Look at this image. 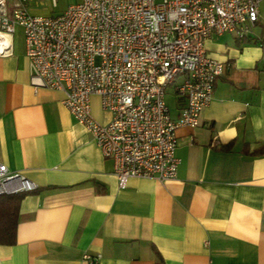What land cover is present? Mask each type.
Segmentation results:
<instances>
[{"label":"crops","instance_id":"0c3cea01","mask_svg":"<svg viewBox=\"0 0 264 264\" xmlns=\"http://www.w3.org/2000/svg\"><path fill=\"white\" fill-rule=\"evenodd\" d=\"M29 10L43 15L31 0ZM204 45L224 67L198 124L176 129V176L119 187L64 92L29 84L24 35L20 49L13 33L0 56V162L37 188L18 203L0 264H88L84 252L99 255L94 264H264V0L244 38L211 33ZM90 104L111 120L98 94Z\"/></svg>","mask_w":264,"mask_h":264},{"label":"built area","instance_id":"2783aa9c","mask_svg":"<svg viewBox=\"0 0 264 264\" xmlns=\"http://www.w3.org/2000/svg\"><path fill=\"white\" fill-rule=\"evenodd\" d=\"M261 1L79 0L45 16L30 12V0H0V56L12 53L20 26L29 84L64 92L63 105L112 159L118 186L130 177L165 181L176 176V129L198 124L224 67L206 54L205 39L223 32L244 38ZM179 76L174 91L185 102L172 118L165 89ZM92 94L112 111L109 122L93 117ZM36 188L0 162V195ZM82 259L94 264L99 255Z\"/></svg>","mask_w":264,"mask_h":264},{"label":"rangeland","instance_id":"374dc122","mask_svg":"<svg viewBox=\"0 0 264 264\" xmlns=\"http://www.w3.org/2000/svg\"><path fill=\"white\" fill-rule=\"evenodd\" d=\"M79 0H55V3H53V0H31V5L33 8H36L40 12H42L45 16H54L57 14H60L67 5L71 3H75ZM159 1V0H156ZM10 8V6H9ZM14 39L15 44L22 49L23 48V31L20 26H17L14 31ZM177 82V79H175V82L173 84H170L165 89V103L169 107L170 110H173L176 106L177 101V95L174 91V85Z\"/></svg>","mask_w":264,"mask_h":264},{"label":"trees","instance_id":"16d2710c","mask_svg":"<svg viewBox=\"0 0 264 264\" xmlns=\"http://www.w3.org/2000/svg\"><path fill=\"white\" fill-rule=\"evenodd\" d=\"M22 195H0V244H12L15 241L17 207Z\"/></svg>","mask_w":264,"mask_h":264}]
</instances>
